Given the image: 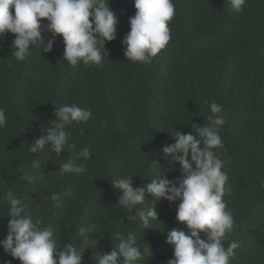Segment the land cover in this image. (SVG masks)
<instances>
[{"label":"trees","instance_id":"16d2710c","mask_svg":"<svg viewBox=\"0 0 264 264\" xmlns=\"http://www.w3.org/2000/svg\"><path fill=\"white\" fill-rule=\"evenodd\" d=\"M173 3L171 39L149 64L126 60L123 54L134 0H109L118 24L116 38L105 42L101 65L72 68L63 59L59 35L52 51L33 45L24 61L13 55L14 34L0 38V108L7 117L0 129V240L8 234L5 196L12 190L33 221L53 227L58 248L66 243L79 247L78 228L96 225L92 239L97 244L84 251L82 264H98V252L112 251L117 231L125 238L134 234L141 249L150 248L143 264H167L173 257L167 232L186 230L176 219L180 201L154 202L146 193L149 201L142 207L154 203L158 220L144 229L138 218L127 219L135 213L120 207L121 192L112 181L129 173L135 175L133 187L146 189L159 173L181 179L182 169L168 164L162 148L175 142V131L195 136L192 125L207 123L208 105L215 101L225 119L219 158L231 194L224 199L235 220L223 244L239 242L230 264H264V0H246L240 12L228 0ZM46 25L41 20L45 44L51 35ZM64 104L93 113L88 121L67 126L75 148L57 155L46 145L30 153L28 145L46 134L56 119L55 108ZM84 148L91 159L77 158ZM68 158L87 171L59 175L58 165ZM33 161H40V169L32 167ZM21 168L35 180H23ZM69 191L73 196L64 195ZM53 193L60 194L59 204L51 200ZM5 262L20 264L0 247V264Z\"/></svg>","mask_w":264,"mask_h":264},{"label":"clouds","instance_id":"9594fccd","mask_svg":"<svg viewBox=\"0 0 264 264\" xmlns=\"http://www.w3.org/2000/svg\"><path fill=\"white\" fill-rule=\"evenodd\" d=\"M246 0H228L230 7L237 12L243 10ZM134 16L129 18L130 31L124 36V56L126 60L149 64L152 58L164 49L171 39L169 22L175 16L173 0H134ZM41 20H46V30L51 34L47 43L42 36ZM118 18L109 6V0H0V38L6 33L14 34L13 55L24 61L30 54L33 45L43 51L53 49L57 35L64 42L63 59L72 68L81 63L101 65L107 56L105 42L116 38ZM207 123L192 125L196 135L182 134L175 131L172 135L175 142L162 148L164 158L170 166L178 164L183 177L177 181L167 179L163 173L155 175L146 189L133 187V177L129 173L113 179V187L121 192L118 204L128 215L127 219H139L144 229H152V221L158 220L153 204H146V193L158 201L161 198L168 202L179 200L176 208V219L185 224L186 230L171 229L166 234V243L173 247V257L167 264H230L234 250L239 247L238 241H232L225 248V241L235 227L231 209L224 199L231 194V186L225 187L228 175L223 168L225 162L219 158V150L224 148L220 130L225 124L222 106L212 101ZM56 119L52 121L45 135L35 138L27 149L36 154L49 146L52 151L61 155L68 149H74L70 143V132L67 126L73 123L86 122L92 118V110L72 104L55 108ZM7 124L5 110L0 108V129ZM190 155V161L188 159ZM91 159L88 148H84L78 157ZM194 165V167H193ZM33 168L40 169V161L32 162ZM23 180L33 182L23 168ZM59 175L67 173H85L83 166H78L72 158L58 165ZM167 171V169L165 170ZM73 196L72 192L64 193ZM7 235L0 240V247L20 264H82V254L90 245L97 244L92 239L96 225L89 224L78 228L79 247L66 243L58 248L53 239L54 229L42 226L40 219L33 221L25 203L18 195L9 190L6 193ZM51 200L60 202V194L53 193ZM203 233V237L201 236ZM118 241L112 251L100 254L98 264H143L145 256L150 255V248L141 249L136 236L129 233L125 238L120 232L114 233ZM91 249V248H90ZM55 254V259H54ZM10 264V262H5Z\"/></svg>","mask_w":264,"mask_h":264}]
</instances>
